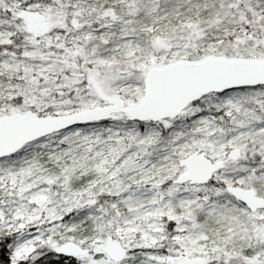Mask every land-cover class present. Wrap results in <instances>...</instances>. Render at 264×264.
<instances>
[{"label":"snow or ice","instance_id":"6c2138e0","mask_svg":"<svg viewBox=\"0 0 264 264\" xmlns=\"http://www.w3.org/2000/svg\"><path fill=\"white\" fill-rule=\"evenodd\" d=\"M0 264H264V0H0Z\"/></svg>","mask_w":264,"mask_h":264}]
</instances>
